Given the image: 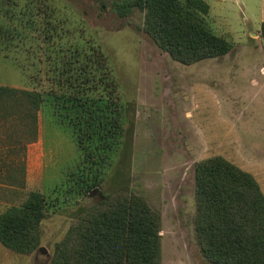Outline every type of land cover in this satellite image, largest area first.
<instances>
[{
  "label": "rangeland",
  "instance_id": "1",
  "mask_svg": "<svg viewBox=\"0 0 264 264\" xmlns=\"http://www.w3.org/2000/svg\"><path fill=\"white\" fill-rule=\"evenodd\" d=\"M116 1L0 0V84L46 99L34 140L22 139L13 117L0 119V213L31 191L44 198L37 246L21 253L0 243V264H67L72 225L119 189L159 214L160 264H213L195 234L196 164L222 156L252 174L264 194V39L257 37L264 0H208L205 23L233 46L191 64L154 41L144 10L118 16ZM70 45L102 52L120 102V140L93 191L85 178L98 171L88 168L71 110L55 95L65 91L56 83ZM96 90L99 104L112 101L102 85Z\"/></svg>",
  "mask_w": 264,
  "mask_h": 264
},
{
  "label": "trees",
  "instance_id": "2",
  "mask_svg": "<svg viewBox=\"0 0 264 264\" xmlns=\"http://www.w3.org/2000/svg\"><path fill=\"white\" fill-rule=\"evenodd\" d=\"M135 7L145 11L143 26L154 41L183 64L222 56L232 49L229 40L205 23L210 9L206 0L114 2L118 16L128 15ZM259 35L264 38V20ZM76 46H68L61 56L64 62L56 84L65 91L55 95L71 110L67 117L76 127V141L88 168L98 171L85 178L86 190L93 191L100 184L96 176L101 177L120 140V102L112 92L114 83L105 76L108 65L102 52L87 55ZM100 85L112 96L107 104H99L96 89ZM45 100L39 90L0 84V119L13 117L29 136L22 139L34 140L37 112ZM195 201V234L206 260L264 264V194L252 174L222 156L203 159L195 166ZM43 204V195L31 191L19 206L1 212L0 243L16 252L33 250L38 244L35 225L44 214ZM92 210L72 225L62 251L65 255L66 249L67 264H160V216L144 197L119 189Z\"/></svg>",
  "mask_w": 264,
  "mask_h": 264
},
{
  "label": "crops",
  "instance_id": "3",
  "mask_svg": "<svg viewBox=\"0 0 264 264\" xmlns=\"http://www.w3.org/2000/svg\"><path fill=\"white\" fill-rule=\"evenodd\" d=\"M207 2H208V0H206ZM209 4V3H208ZM210 5V4H209ZM264 14V13H263ZM264 20V15H262V17L260 18V19H258V29H260V23L262 22ZM258 38H261V39H264V38H262L260 35H259V33H258V36H257ZM257 38V39H258ZM264 67V66H263Z\"/></svg>",
  "mask_w": 264,
  "mask_h": 264
},
{
  "label": "water",
  "instance_id": "4",
  "mask_svg": "<svg viewBox=\"0 0 264 264\" xmlns=\"http://www.w3.org/2000/svg\"><path fill=\"white\" fill-rule=\"evenodd\" d=\"M38 250H39V252H41V253H45V250H44V248H43L42 246H40V247L38 248Z\"/></svg>",
  "mask_w": 264,
  "mask_h": 264
}]
</instances>
